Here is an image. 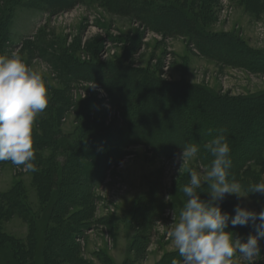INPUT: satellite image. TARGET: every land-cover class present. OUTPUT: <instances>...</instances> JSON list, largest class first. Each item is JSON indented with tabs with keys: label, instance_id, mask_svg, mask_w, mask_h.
<instances>
[{
	"label": "rangeland",
	"instance_id": "rangeland-1",
	"mask_svg": "<svg viewBox=\"0 0 264 264\" xmlns=\"http://www.w3.org/2000/svg\"><path fill=\"white\" fill-rule=\"evenodd\" d=\"M6 1L11 2L0 0V24L8 22L0 30V55L19 54L43 75L49 88L47 108L33 126L39 170L25 172L23 166L0 162V264H50L51 255L56 257L54 264H159L170 255L182 264L170 231L185 203L182 189L190 171H197L203 181L211 166L207 150L199 149L195 158L180 167L174 163L175 156L166 158L144 143L113 150L107 145L122 144L126 120L109 104L110 95L104 89L73 78L68 67L106 62L132 66L165 84L188 83L194 91L191 99L216 95L231 109V105L248 106L255 96L264 94V64L258 63V71L249 70L245 62L253 56H239L242 66L223 64L201 54L189 36L157 33L122 14L120 0H83L58 13L28 8L23 0L13 9L7 3L6 10ZM123 1L176 5L203 30L228 36L213 52L225 55L223 49L229 46L240 49L234 41L238 37L245 48L264 56V0ZM140 91L145 99L149 89L144 80ZM179 94L174 91L170 96ZM168 100L159 98L157 104L166 106ZM178 105L182 107V102ZM232 111L243 120L249 118ZM161 127L154 129L155 134ZM169 136L175 138L178 132L173 129ZM72 155L77 166L70 162ZM251 179V183L264 180V169L254 166ZM198 191L202 199L209 198L206 183ZM224 201L231 210L240 203L259 211L264 196L252 194L238 200L228 195L221 204ZM55 207L64 209L61 221L72 220L76 228L75 232L66 228L68 237L56 245L48 235L56 228ZM134 241L139 242L140 254L133 249ZM260 243L262 255L254 264H264V240Z\"/></svg>",
	"mask_w": 264,
	"mask_h": 264
},
{
	"label": "trees",
	"instance_id": "trees-1",
	"mask_svg": "<svg viewBox=\"0 0 264 264\" xmlns=\"http://www.w3.org/2000/svg\"><path fill=\"white\" fill-rule=\"evenodd\" d=\"M10 1L11 9H13L15 5H18L17 1L19 0ZM23 1L24 5L28 8L50 13L69 11L83 2V0ZM119 2L118 10L122 14L133 16L136 21L144 23L150 30L157 33L165 32L169 36L174 34L189 36L192 41L191 44L201 54L220 61L223 64L232 66L244 64L239 58L245 56H253L249 62H245L246 67L251 71H258L259 62L262 65L264 64L261 62L264 56H256L252 51L245 48L243 40L238 37L234 41L239 45L240 49H234L229 46V48L223 49L225 55L217 51L213 52L211 49L219 48L218 43L228 38V36L223 33H210L203 30L191 18H188L185 13L180 12L176 5L164 3L162 5L148 4L149 6H146L125 3L123 0ZM7 3L10 4L9 1H6L3 9L7 10ZM7 18L10 17L7 15ZM5 22L8 24L7 21ZM5 22L0 24L2 32L4 31ZM68 73L75 79L96 84L104 89L110 95L109 104L117 108L121 112L122 118L126 120L127 131L121 135V143L123 145L119 143L112 146L110 144L107 145L113 150L122 151L129 144L144 143L156 153L166 158H172L180 153L181 148L187 144H196L199 149L206 151V145L215 138L220 130H223L231 147L232 167L230 175H233V178L240 179L242 183L249 184L252 181L251 173H253L254 166L257 165L264 169V111H260L264 94L255 96L253 102L248 106L235 107L231 105V109H228L219 98H216V95L213 96L206 93L205 95L191 99V94L194 91L193 87L189 86L188 83L182 82L177 86L165 84L153 74L146 73L132 66H122L112 62L98 64L82 63L69 66ZM142 80H144L145 86L149 89V93L145 99L142 98L140 91V82ZM173 86H176V88H173ZM174 91H177L181 95L179 94L177 98H171L170 95ZM159 98L169 99L166 106L157 104ZM232 101L234 100L232 99ZM180 102H182V107L178 105ZM232 109L237 114L242 113L252 119L243 120ZM251 112L255 113L251 114ZM253 122H255V126L250 124ZM160 126L162 127L155 134L154 129ZM173 129L178 132V136L170 138V131H173ZM215 130L217 133H215ZM101 139L108 140V138ZM238 155L242 157L238 158ZM75 156L79 159L83 158L78 153ZM75 156L69 157L72 166L78 165V163H73ZM207 157H209V160L213 159L208 150ZM38 160L36 157L34 163L39 164ZM109 160H113V156H110ZM89 193L87 190L84 191L85 198L89 197ZM69 199L70 196L66 197V201ZM65 206L62 208H65ZM227 206L226 201H224L221 204L222 211L234 215V211L227 208ZM63 212L64 209L56 207L52 210L56 228L50 230L48 235L52 237L54 245L59 240L68 237L69 234H66L68 231L64 232L66 228L70 230L69 232H75L76 230L70 224L74 222L71 219L70 223L69 221H61ZM229 230L233 232L234 237H240L245 240L249 234H254L255 232L252 225L236 226L233 228L229 224ZM139 242L134 241L133 247L134 251L136 250L138 254H140ZM54 256L56 255L54 254ZM55 259L56 257L51 255L50 264H54ZM173 259H175V255H170L166 257L164 263L160 262L159 264H171Z\"/></svg>",
	"mask_w": 264,
	"mask_h": 264
},
{
	"label": "clouds",
	"instance_id": "clouds-1",
	"mask_svg": "<svg viewBox=\"0 0 264 264\" xmlns=\"http://www.w3.org/2000/svg\"><path fill=\"white\" fill-rule=\"evenodd\" d=\"M48 88L43 75L28 66L13 52L0 55V162H11L25 172L39 169L34 163L33 126L48 105ZM206 148L213 157L203 178L195 171L183 186L186 197L179 220L170 231L172 243L182 258V264H254L262 255L264 240V204L260 210L238 203L234 215L222 211L221 202L228 195L238 200L252 194L264 196V180L242 185L230 178L231 147L223 130ZM174 158V163L187 164L198 154L196 144H187ZM202 182L208 186V199H202ZM229 224L252 225L254 234L247 239L234 237ZM172 264H178L173 259Z\"/></svg>",
	"mask_w": 264,
	"mask_h": 264
}]
</instances>
